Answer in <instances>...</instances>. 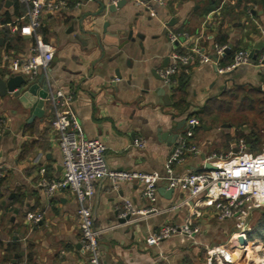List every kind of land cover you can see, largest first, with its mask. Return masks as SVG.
<instances>
[{
    "label": "crops",
    "instance_id": "0c3cea01",
    "mask_svg": "<svg viewBox=\"0 0 264 264\" xmlns=\"http://www.w3.org/2000/svg\"><path fill=\"white\" fill-rule=\"evenodd\" d=\"M63 1L66 7L46 13L37 31L53 46V60L29 82L44 75L49 92L71 94L84 136L105 145L110 170L167 176L166 160L191 118L198 121L191 139L197 153L173 165L171 176L202 171L210 154L235 151L240 141L247 155L264 147L260 134L255 139L251 131L211 122L219 115L232 119L264 115V78L259 75L264 68L243 66L225 75L213 64L216 47L230 49L219 59L225 66L236 50L251 52L258 43L264 44V0H165L164 6L127 0L113 14L107 11L109 0ZM24 11L19 0H0L2 78L23 76L10 67L30 56L34 39L20 31ZM169 31L178 35L174 44L168 40ZM129 32L133 42L126 41ZM192 47L209 61L180 65L173 84H165L157 71L172 64V53L185 54ZM263 54L264 46L258 56ZM0 118L5 122L0 134V264L13 260L89 264L80 245L74 194L62 190L48 195L41 184L42 178L57 180L62 173L56 134L50 127L51 107L45 102L42 115L31 119L29 110L7 94L0 96ZM136 139L145 142L143 149L132 146ZM187 195L180 189L169 194L164 181L152 199L135 183L115 188L106 178L97 181L87 205L94 227L102 231L97 240L102 263L208 264L206 248L226 243L234 231L233 221H219L211 208L194 207L191 229L196 232L191 237L177 234L157 246L146 243L161 225L183 227L190 219L188 208L179 205ZM125 201L148 214L133 217L138 218L134 222H119ZM35 212L42 214V220L31 225L26 215Z\"/></svg>",
    "mask_w": 264,
    "mask_h": 264
},
{
    "label": "built area",
    "instance_id": "2783aa9c",
    "mask_svg": "<svg viewBox=\"0 0 264 264\" xmlns=\"http://www.w3.org/2000/svg\"><path fill=\"white\" fill-rule=\"evenodd\" d=\"M19 1L25 6V11L20 19L24 21V24L20 31L32 37L34 42L30 48V56L21 63H12L10 70L12 72L18 70L27 79H33L37 76L38 71L44 72L48 68L54 57L53 46L43 42L37 35V31L42 25V19L46 13H57L65 8L66 2L63 0L54 3L43 0ZM109 1L110 4L116 5L120 0ZM149 1L159 6H164L166 2L165 0ZM140 4H143L141 0ZM177 38L176 33L168 32L170 43H176ZM227 48L229 47L215 48L216 59L213 64L218 73H231L243 66L264 68V54L258 56L256 60H252L249 57L250 52L246 50H236L231 61L222 66L219 59ZM171 59L170 66L157 71L159 77L167 85L173 84V76L180 65H187L195 59L200 62L209 61L208 56L196 47H192L185 54L174 52ZM45 102L52 110L50 127L56 134V142L62 159V173L57 180L42 178L41 184L48 195L62 190H70L74 194L77 202L76 216L81 234L80 245L88 254L89 264H103L97 241L102 231L94 227V216L87 205V200L94 194L95 183L105 178L115 188L121 183L140 185L144 196L149 199L154 197L157 185L161 181L166 182L168 189H180L187 192V197L179 205H185L188 208L190 219H186L183 227L171 224L161 225L147 237L148 245L157 246L160 242L177 234L191 237L196 232L191 229V216L196 213L195 208L208 207L213 209L219 221L232 220L234 228L226 243L206 248L208 264H246L249 249L257 239L250 240L252 233L250 218L255 211L264 209V147L257 154L247 155L244 153V141H240L235 151L225 154H210L206 161L213 167L212 169L205 168L200 172H191L179 177L171 176L173 165L183 161L186 155L197 153V147L191 142V139L193 138V129L198 126V121L191 118L186 122L177 145L166 160L167 176H161L156 172L112 171L105 162V145L98 139H87L84 136L72 108L71 94L61 90L48 91ZM4 129L5 122L0 118V134ZM132 146L143 149L145 142L136 139ZM43 172L44 170L40 171L41 174ZM0 177H2L1 173ZM148 212L137 211L129 201H125L120 218L128 216L130 218L128 222H134L138 218L133 217H137V215L143 217ZM26 220L31 225H36L42 220V214L39 212L27 213ZM259 243L262 246V243ZM7 264L16 263L9 262ZM163 264L169 263L164 262Z\"/></svg>",
    "mask_w": 264,
    "mask_h": 264
},
{
    "label": "water",
    "instance_id": "95a60500",
    "mask_svg": "<svg viewBox=\"0 0 264 264\" xmlns=\"http://www.w3.org/2000/svg\"><path fill=\"white\" fill-rule=\"evenodd\" d=\"M127 0H120L116 5L109 4L107 6V11L111 14L116 13L118 9L123 7L126 4ZM149 1V0H146ZM104 9V6H102ZM173 21L171 20L168 26H171ZM127 42H133L134 39L132 37V33H127ZM264 46L262 42L258 43L254 49L249 53V57L252 60H256L259 51ZM224 53H230V49L227 48L224 50ZM264 63V61H263ZM225 75L229 73H224ZM264 78V74H259ZM171 89V86L169 87ZM48 85L44 80V75H41L36 83L31 84L29 79L24 76L10 74L7 78L0 77V96H5L7 94H11L14 98H17L19 103L25 108L29 110L30 118L34 119L36 116L42 115L45 99L48 94ZM166 100V98H165ZM178 143V141H177ZM213 167L208 164L206 169H212ZM173 189H168V193L172 194ZM130 218L127 216L125 218L119 219V222L124 223L129 221ZM15 263V260L12 261Z\"/></svg>",
    "mask_w": 264,
    "mask_h": 264
},
{
    "label": "rangeland",
    "instance_id": "374dc122",
    "mask_svg": "<svg viewBox=\"0 0 264 264\" xmlns=\"http://www.w3.org/2000/svg\"><path fill=\"white\" fill-rule=\"evenodd\" d=\"M243 96V95H242ZM221 116H227L225 117L226 119H222ZM230 116V115H229ZM236 115L235 117H237ZM246 115H239L237 118L232 119L228 117V115H219L217 117H211V122L215 126H220V125H225L228 126L229 128H233L234 130L242 129L245 131H251L252 133H257L260 134V136L263 138L264 137V115H258L256 118H248L245 117ZM221 117V118H220ZM243 140V139H242ZM264 140V138H263ZM216 153V152H215ZM261 210L264 209H259V211H255L252 216V220L250 222V226L253 227L257 220L260 217ZM256 231H253L250 236V240L256 239L254 244L250 247V255L246 259L247 264H264V229L261 230V233ZM260 239L261 241H259ZM262 243V246H260V243ZM256 246H259V250L255 249ZM262 260L263 262H259ZM244 264V263H241Z\"/></svg>",
    "mask_w": 264,
    "mask_h": 264
},
{
    "label": "trees",
    "instance_id": "16d2710c",
    "mask_svg": "<svg viewBox=\"0 0 264 264\" xmlns=\"http://www.w3.org/2000/svg\"><path fill=\"white\" fill-rule=\"evenodd\" d=\"M253 134H254L253 137L256 139L257 133H253ZM2 181H3V177H0V185H1ZM251 220H252V217L250 218V222H251ZM251 229H252V232L257 231L259 234L261 233V230L264 229V210H261L259 219L257 220L256 224L253 227H251Z\"/></svg>",
    "mask_w": 264,
    "mask_h": 264
},
{
    "label": "bare ground",
    "instance_id": "6f19581e",
    "mask_svg": "<svg viewBox=\"0 0 264 264\" xmlns=\"http://www.w3.org/2000/svg\"><path fill=\"white\" fill-rule=\"evenodd\" d=\"M240 239H242L241 237H240ZM232 242H234V241H232ZM235 242H238V240H235ZM249 245H251V244H249ZM259 246H256V248L255 249H257V250H259ZM235 254V253H234ZM250 255V252H248V254H247V256H249ZM234 257H235V255H234ZM247 264V263H246Z\"/></svg>",
    "mask_w": 264,
    "mask_h": 264
}]
</instances>
